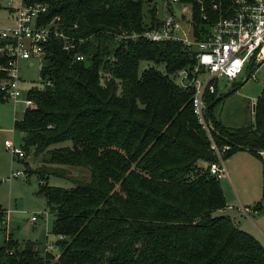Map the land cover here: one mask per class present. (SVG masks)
Here are the masks:
<instances>
[{
	"label": "trees",
	"instance_id": "obj_1",
	"mask_svg": "<svg viewBox=\"0 0 264 264\" xmlns=\"http://www.w3.org/2000/svg\"><path fill=\"white\" fill-rule=\"evenodd\" d=\"M45 1L47 18L77 23L68 32L84 39L76 48L84 59L74 61L73 52L51 39L40 66L41 83L50 84L28 89L35 105L14 129L22 133L26 155L40 159L26 173L37 174V193L54 214L58 252L7 235L0 264H264L259 239L230 216L213 213L226 206L220 179L208 170L217 155L193 112L192 89L170 76L192 65L194 55L178 42L116 39L159 25L156 5ZM180 1L193 4L194 26L204 28L199 3ZM143 60L164 69L151 65L140 72ZM217 97L216 90L205 101H215L208 112L215 142L229 145L223 160L242 147L263 161L264 175V87L252 122L240 127L212 117ZM66 166L85 168L88 176H71ZM50 175L74 185H49ZM5 219L0 207V223Z\"/></svg>",
	"mask_w": 264,
	"mask_h": 264
},
{
	"label": "built area",
	"instance_id": "obj_2",
	"mask_svg": "<svg viewBox=\"0 0 264 264\" xmlns=\"http://www.w3.org/2000/svg\"><path fill=\"white\" fill-rule=\"evenodd\" d=\"M172 2L182 4L179 16L170 7ZM196 2L199 3L200 16L206 22L204 28L198 27L196 30L194 26L192 3L168 0L167 13L159 17V25L143 31H123L116 39L178 42L194 55L192 65L182 67L170 76L176 79V84L181 88L192 89L193 112L217 155V160L208 164V170L211 175L221 179L227 174L222 154L229 145L220 148L213 138L215 129L208 117L205 96L217 90L219 77L232 81L252 62L264 59V0ZM7 8L9 21L0 25V96L14 104L22 103L25 108H31L35 102L27 97L28 89L21 87L20 60H30L29 64H33L32 57L42 58L51 39L59 40L65 52H73L74 61L83 60L84 54L76 51V48L84 39L68 32L69 28H76L77 23L70 26L59 15L47 18L49 4L45 0H8ZM254 65L250 68L253 69ZM49 84L47 80L41 86ZM4 145L17 158H27L23 148L15 146L10 139H5ZM24 175L23 170L11 173L12 177ZM30 219L36 220L37 216L33 214ZM53 246V242L45 244L49 250Z\"/></svg>",
	"mask_w": 264,
	"mask_h": 264
},
{
	"label": "rangeland",
	"instance_id": "obj_3",
	"mask_svg": "<svg viewBox=\"0 0 264 264\" xmlns=\"http://www.w3.org/2000/svg\"><path fill=\"white\" fill-rule=\"evenodd\" d=\"M156 5L157 15L162 18L167 13L168 0H147V6ZM8 0H0V25L7 23L9 10ZM170 7L177 16L181 13L182 4L172 2ZM188 16V13H186ZM30 60H20L19 73L23 87L41 86V58L32 57ZM254 65V68H250ZM248 69L240 73L236 79L227 81L219 77L217 94L219 100L213 105L212 117L228 127H240L253 120V102L256 101L264 87V59L252 62ZM154 65L163 70V64L141 61L139 71ZM249 76L246 80V76ZM176 83V79H173ZM236 83V87L233 85ZM25 107L23 104H13L4 101L0 96V207L6 210V222L0 223V245L6 235L18 240H37L40 245L54 242L57 236L51 231L54 218L44 196L37 193L39 178L37 174L26 173L29 168L40 165V159L29 154L25 160L17 158L4 145L5 139H10L17 147L22 148V134L13 128V117L20 115ZM27 162V164L24 163ZM201 163V162H200ZM223 166L230 174V180L221 179L226 193V210H214V214H225L236 221L259 239L264 245V208L254 211L258 204L264 205L263 200V161L248 150H236L223 161ZM71 176L86 178L88 170L80 167L66 166ZM23 170V177H12L11 173ZM49 185L69 188L74 183L66 178L48 176ZM224 183V184H223ZM248 208V214L244 208ZM37 216L31 220V215ZM58 252L56 246L52 247Z\"/></svg>",
	"mask_w": 264,
	"mask_h": 264
},
{
	"label": "crops",
	"instance_id": "obj_4",
	"mask_svg": "<svg viewBox=\"0 0 264 264\" xmlns=\"http://www.w3.org/2000/svg\"><path fill=\"white\" fill-rule=\"evenodd\" d=\"M9 21V18L7 19V22ZM32 86H34V85H32ZM32 86H29V87H23V81L21 82V87H22V89L23 90H27V89H29L30 87H32ZM1 99L2 100H4V101H9V102H11L10 100H5V99H3L2 97H1ZM13 103V102H12ZM14 104V103H13ZM18 104V103H17ZM20 104H22V103H20ZM25 109L26 108H24L23 110H21V112H20V115L18 116V115H15L14 117H13V127H14V122L16 121V120H19V119H21L22 118V116H23V113H24V111H25ZM14 129V128H13ZM15 130V129H14ZM21 133V132H20ZM22 134V133H21ZM239 150H246V149H239ZM227 172V174H226V176H224L223 178H221V179H227V180H230V174L228 173V171H226ZM220 179V180H221ZM220 183H221V186H222V181H220ZM224 184V183H223ZM222 189H223V187H222ZM223 193H224V195H225V199H226V193H225V191H224V189H223ZM228 207V205H226L225 206V208H223V209H220V210H226V208ZM244 210H245V212H247V214L249 213L248 212V208L247 207H245L244 208ZM254 211H256V210H254ZM229 215V214H228ZM6 216H7V214H6ZM234 220V222L237 224V225H239L241 228H243V229H246L244 226H242V223L238 220V221H236L235 219H233ZM5 222H6V219H5ZM249 231V230H248ZM250 232V231H249ZM252 233V232H251ZM7 236V235H6ZM5 236V237H6ZM47 242H45V243H43V246L46 244Z\"/></svg>",
	"mask_w": 264,
	"mask_h": 264
},
{
	"label": "water",
	"instance_id": "obj_5",
	"mask_svg": "<svg viewBox=\"0 0 264 264\" xmlns=\"http://www.w3.org/2000/svg\"><path fill=\"white\" fill-rule=\"evenodd\" d=\"M247 77H248V75L246 76V78H247ZM246 78H245V79H246ZM219 98H220V97H217L216 100L219 99ZM214 102H215V101H214ZM214 102H212L211 104L207 105V113L209 112V108H210V106H211ZM240 149H242V147H241Z\"/></svg>",
	"mask_w": 264,
	"mask_h": 264
}]
</instances>
